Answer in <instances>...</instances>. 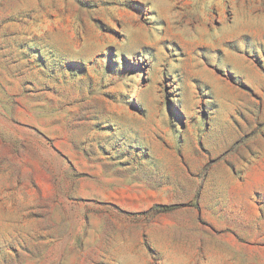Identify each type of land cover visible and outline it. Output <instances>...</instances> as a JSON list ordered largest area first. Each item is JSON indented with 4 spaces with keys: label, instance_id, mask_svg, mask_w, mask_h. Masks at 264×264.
Returning a JSON list of instances; mask_svg holds the SVG:
<instances>
[{
    "label": "rangeland",
    "instance_id": "rangeland-1",
    "mask_svg": "<svg viewBox=\"0 0 264 264\" xmlns=\"http://www.w3.org/2000/svg\"><path fill=\"white\" fill-rule=\"evenodd\" d=\"M0 264H264V0H0Z\"/></svg>",
    "mask_w": 264,
    "mask_h": 264
},
{
    "label": "trees",
    "instance_id": "trees-1",
    "mask_svg": "<svg viewBox=\"0 0 264 264\" xmlns=\"http://www.w3.org/2000/svg\"><path fill=\"white\" fill-rule=\"evenodd\" d=\"M170 207L169 206H158L156 210L158 211H167Z\"/></svg>",
    "mask_w": 264,
    "mask_h": 264
}]
</instances>
